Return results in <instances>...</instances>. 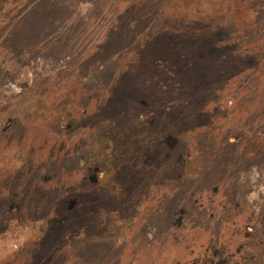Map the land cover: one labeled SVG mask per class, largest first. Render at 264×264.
<instances>
[{
	"label": "rangeland",
	"instance_id": "rangeland-1",
	"mask_svg": "<svg viewBox=\"0 0 264 264\" xmlns=\"http://www.w3.org/2000/svg\"><path fill=\"white\" fill-rule=\"evenodd\" d=\"M0 264H264V0H0Z\"/></svg>",
	"mask_w": 264,
	"mask_h": 264
}]
</instances>
